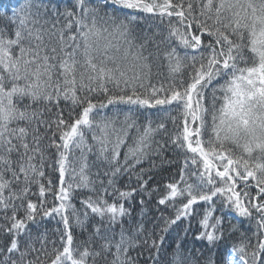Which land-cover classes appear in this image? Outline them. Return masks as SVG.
I'll use <instances>...</instances> for the list:
<instances>
[{
    "label": "snow or ice",
    "instance_id": "snow-or-ice-1",
    "mask_svg": "<svg viewBox=\"0 0 264 264\" xmlns=\"http://www.w3.org/2000/svg\"><path fill=\"white\" fill-rule=\"evenodd\" d=\"M0 19V264H138L145 252V264H264V0H24ZM169 148L183 165L158 204L179 207L160 233L204 202L197 238L216 248L239 231L214 215L228 208L255 221L235 258L167 252L163 234L124 226L137 189L117 177L153 157L176 164ZM78 190L91 193L79 208Z\"/></svg>",
    "mask_w": 264,
    "mask_h": 264
},
{
    "label": "trees",
    "instance_id": "trees-1",
    "mask_svg": "<svg viewBox=\"0 0 264 264\" xmlns=\"http://www.w3.org/2000/svg\"><path fill=\"white\" fill-rule=\"evenodd\" d=\"M23 2L24 0H0V7L7 9L6 12H0V16H12L13 10L17 9ZM55 2L63 5L64 3L70 2V0H55ZM0 28H8V22L5 19H0ZM157 63L159 66L154 64L152 68L154 83L166 79L168 75L167 61L161 58V60ZM157 73H160V75L157 76ZM60 108L67 112V107L64 103H61ZM56 111L57 109L53 108L52 119L55 118L54 114ZM154 112L155 110L141 109V112L138 114L141 122H145L146 117H151L155 120V116L153 115ZM107 114L111 115L110 112ZM173 114L175 115V113ZM168 129L170 134L174 131L171 123L168 124ZM90 135L91 134H89V136ZM156 139L161 140L162 134L158 135ZM89 142L91 143V140H89ZM165 157L167 159L175 160L177 163L172 165L167 163L162 164L159 158L153 157L156 167H152L151 161L145 159L141 165L137 166L135 172L122 173L117 177L115 183L116 189L120 191H131L133 188L137 189V191L133 192L132 198H126L121 201L125 203L126 208L130 206L131 209V217L129 218L126 216L123 218L124 226L126 228L134 229L142 222L149 232L155 231L157 234H163L165 236V249L167 252H171L172 248H174L177 243H182L185 252L191 251L193 256L197 255L199 252H203L205 255H208L209 249L212 250V253H214L217 258L230 256V254L233 253V244H238L242 241V233L247 236H251L252 232L255 230V221H250L248 218L240 217L234 210H229L228 208H225L223 212L217 210L214 215L224 217L225 225H228L229 223L236 225L239 231L230 235L226 233L227 238L219 241L216 248H212L206 238H197L200 233L204 231V228L200 223L203 218V211L207 207L204 202H199L198 205H194L191 215L182 217L175 225L169 227L167 233H160V228L164 226V219L174 218L176 208L179 207V204H176L175 206L172 204L159 205L158 201L165 195V185L179 179L178 170L179 167L183 165V157L177 155V153L171 150V148H169V150L165 153ZM93 161H95L94 154L89 156V162L91 165L90 171L95 173L98 169H100V165L98 163H93ZM141 167L145 170L151 169V171L145 172L144 179H148L149 176H151L152 179L144 186V190L139 188L136 179V173L140 171ZM51 178L54 182H56L58 180V174L52 175ZM32 191L35 193L38 189L33 187ZM108 192L110 194L108 197L109 202H112L118 193L114 192L112 188H109ZM88 195H91V193L87 190H78V195L76 199L73 200V203L77 206V208L80 207V200ZM47 199L50 201L52 197L48 196ZM141 200L145 202L143 206L140 204ZM141 207H144L145 209L143 216L140 215ZM58 220L59 217H56L55 219L46 218V227L49 229L62 227V225L57 223ZM98 221L99 217H96L91 222L97 223ZM115 230L116 232H119V227ZM74 235L77 241L88 238V234H81V230L79 228L76 229ZM130 255L134 258L137 257V250H132ZM235 255L236 254L233 253L234 258ZM146 258L147 252L138 258V264H145ZM148 264H150V262H148Z\"/></svg>",
    "mask_w": 264,
    "mask_h": 264
},
{
    "label": "rangeland",
    "instance_id": "rangeland-1",
    "mask_svg": "<svg viewBox=\"0 0 264 264\" xmlns=\"http://www.w3.org/2000/svg\"><path fill=\"white\" fill-rule=\"evenodd\" d=\"M230 256H233V253H231Z\"/></svg>",
    "mask_w": 264,
    "mask_h": 264
}]
</instances>
